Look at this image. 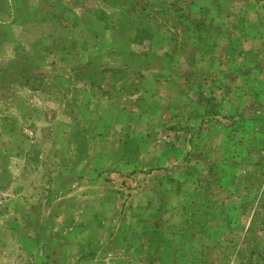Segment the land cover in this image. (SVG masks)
<instances>
[{
	"label": "rangeland",
	"instance_id": "rangeland-1",
	"mask_svg": "<svg viewBox=\"0 0 264 264\" xmlns=\"http://www.w3.org/2000/svg\"><path fill=\"white\" fill-rule=\"evenodd\" d=\"M139 245L264 264V0H0V264Z\"/></svg>",
	"mask_w": 264,
	"mask_h": 264
},
{
	"label": "crops",
	"instance_id": "crops-1",
	"mask_svg": "<svg viewBox=\"0 0 264 264\" xmlns=\"http://www.w3.org/2000/svg\"><path fill=\"white\" fill-rule=\"evenodd\" d=\"M145 205H148V203H146ZM148 220H152V219H150V218H149V219H148V218H145V219H143V220L140 219L137 223L143 225V223H144L145 221L147 222ZM151 222H152V221H151ZM154 231H155V227L151 224V226L149 227V229L147 230V232H145V233L137 232V233H134V235L137 236V238L140 240L141 238H144L145 235H147V236L151 235L152 233H154ZM140 242L142 243L143 240H140ZM147 242H148L149 249H151V247H153V244L150 242L149 239L147 240ZM139 244H140V243H139ZM148 246H147V247H148ZM139 247H141L140 254L142 253V254H145V255H142V256L137 257V258H139V259H136L135 264H136V263H138V264H143L141 261H142V260H145L146 257H147V256H150V254H151V253H146V249H147V247H145V248H144L145 250H143V251H142L143 246L139 245ZM183 253H184V252H183ZM198 254H200V252H198ZM147 260H149V259H147ZM161 260H162V262L164 261L162 258H161ZM128 262H129V261H128ZM169 262H170V261H169ZM115 264H126V263H123V262H121V261H116Z\"/></svg>",
	"mask_w": 264,
	"mask_h": 264
},
{
	"label": "trees",
	"instance_id": "trees-1",
	"mask_svg": "<svg viewBox=\"0 0 264 264\" xmlns=\"http://www.w3.org/2000/svg\"><path fill=\"white\" fill-rule=\"evenodd\" d=\"M195 241H197V240H195ZM193 247V246H192ZM192 247H191V245L189 246V248H188V250H187V253H185V257L187 258V257H189V258H191V259H188V260H190V261H185V264H195L196 262H198L199 260H198V257H197V255H198V253H197V251H194V250H192ZM183 254L184 253H182V255L181 256H183ZM169 257L171 256V258H173V259H176V257L177 256H179L178 255V253H171L170 255H168Z\"/></svg>",
	"mask_w": 264,
	"mask_h": 264
}]
</instances>
